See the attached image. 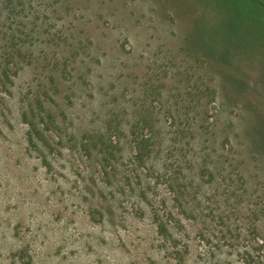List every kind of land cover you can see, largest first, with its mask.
I'll use <instances>...</instances> for the list:
<instances>
[{
	"label": "rangeland",
	"instance_id": "rangeland-1",
	"mask_svg": "<svg viewBox=\"0 0 264 264\" xmlns=\"http://www.w3.org/2000/svg\"><path fill=\"white\" fill-rule=\"evenodd\" d=\"M192 1L0 0V264H264V36L235 56ZM28 93L70 128L46 157ZM106 123L81 157L69 132Z\"/></svg>",
	"mask_w": 264,
	"mask_h": 264
},
{
	"label": "trees",
	"instance_id": "trees-1",
	"mask_svg": "<svg viewBox=\"0 0 264 264\" xmlns=\"http://www.w3.org/2000/svg\"><path fill=\"white\" fill-rule=\"evenodd\" d=\"M192 2L200 8H204V2L208 4L206 8L209 11L207 13L209 18L206 19L210 26L208 35L216 36L214 35L216 32L225 33L224 31L226 29L230 31L229 35H227L229 39L224 40L223 38L221 44L228 48L235 56L241 54L243 50L247 54L250 53L249 56L253 54L255 49L257 51L259 50L253 41V36L257 38L264 36V0H193ZM189 3L192 4L191 1ZM229 24L232 27H229ZM243 30L247 31L245 35L248 39L247 41H253L250 42V46L247 45V49L242 48L239 40ZM255 30H258V32ZM242 55L245 54L242 53ZM5 63L7 66L8 63ZM139 115L140 117L130 126V135L132 136L131 148L134 151L133 158L135 159L132 161L145 164L148 155L150 156L151 154V148L149 138L142 135V130L147 126L154 130L155 124L152 122L148 123L144 120L143 115ZM20 117L28 126L27 135L29 144L34 149L40 144L46 151L44 157L54 152V144L51 142L52 140L50 141L51 136L56 135L59 142L65 141L66 135H68L65 131H70V128L58 117H51L49 107H46L37 98L35 93H28V106ZM118 127H120L119 124L117 126H111L110 123H106L104 128H101L99 132H95L94 135L90 136L86 134L79 136L74 130L69 133L72 141L75 143L76 151L81 157L85 158L87 154L89 158L92 157V160L98 157L105 160L107 156H110L111 152L108 149L112 147V143H120L119 136L113 134ZM124 134H127L126 129H124ZM44 160L47 161L46 158ZM178 177L179 175L175 171H172L167 176L172 187L184 189L183 185L177 183L179 180ZM124 187H127V185ZM179 193L181 192L178 191ZM158 230L161 233L168 232L167 226L160 222Z\"/></svg>",
	"mask_w": 264,
	"mask_h": 264
}]
</instances>
